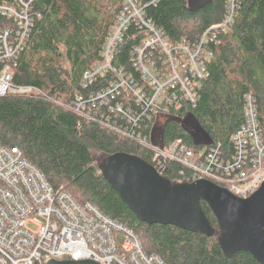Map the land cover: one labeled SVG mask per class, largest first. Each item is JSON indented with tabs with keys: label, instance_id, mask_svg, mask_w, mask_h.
I'll return each instance as SVG.
<instances>
[{
	"label": "trees",
	"instance_id": "obj_1",
	"mask_svg": "<svg viewBox=\"0 0 264 264\" xmlns=\"http://www.w3.org/2000/svg\"><path fill=\"white\" fill-rule=\"evenodd\" d=\"M140 1L154 26L170 40L197 38L210 26L223 22L227 4V0H213L192 13L188 0H160L150 6V0ZM121 7L122 0H35L34 12L39 17L13 69V80L17 85L38 87L43 94L0 97L1 143L18 147L54 188L69 192L80 204H95L131 228L145 251L157 254L166 264H259L249 253H236L232 259L224 254L218 242V221L204 201L202 209L217 231L212 237L139 221L102 175V162L120 152L153 163L151 149L106 127L101 114L89 120L73 109L77 97L87 98L103 84L98 80L85 89L81 80L100 58ZM137 31L132 26L118 47L115 65L120 70L135 73L132 50L138 41ZM214 51L197 106L185 107L178 115L194 117L208 145L220 142L223 151L231 154L232 136L244 122L248 95L257 104L264 129V0H243ZM154 120L137 131L163 144L179 140L198 146L184 126L185 119L168 116L163 128L155 127ZM153 164L174 184L185 181L177 164H169L165 170Z\"/></svg>",
	"mask_w": 264,
	"mask_h": 264
},
{
	"label": "built area",
	"instance_id": "obj_2",
	"mask_svg": "<svg viewBox=\"0 0 264 264\" xmlns=\"http://www.w3.org/2000/svg\"><path fill=\"white\" fill-rule=\"evenodd\" d=\"M159 1L150 0L147 5ZM34 2L0 1V97L43 94L38 87L17 85L13 80V69L39 17ZM242 2L227 0L223 22L197 38L170 40L154 26L140 0H122L100 58L81 80L85 89L98 80L103 84L89 97H77L74 111L89 120L101 114L106 127L151 149L152 162L162 170L177 164L184 182L209 180L241 199L251 197L264 184V129L253 96L246 97L245 119L232 136L231 154L223 151L220 142L197 147L179 140L163 144L137 131L152 119L155 127L168 116L186 119L187 115L178 113L197 106L214 49L233 24ZM132 26L138 30L132 50L135 73L115 65L118 47ZM68 260L166 264L157 254L145 251L131 228L95 204H80L69 192L54 188L18 147H7L0 141V264Z\"/></svg>",
	"mask_w": 264,
	"mask_h": 264
},
{
	"label": "water",
	"instance_id": "obj_3",
	"mask_svg": "<svg viewBox=\"0 0 264 264\" xmlns=\"http://www.w3.org/2000/svg\"><path fill=\"white\" fill-rule=\"evenodd\" d=\"M212 1L188 0V8L196 13ZM183 123L192 126L191 134L197 145H208L200 134L203 128L194 117H187ZM100 169L139 221L150 225H172L212 237L217 231L202 209L201 202L204 201L218 221V242L224 254L232 259L236 253L245 252L259 264H264V184L247 199H241L209 180L174 184L151 163L123 152L107 157ZM49 264L98 263L68 260Z\"/></svg>",
	"mask_w": 264,
	"mask_h": 264
},
{
	"label": "flooded vegetation",
	"instance_id": "obj_4",
	"mask_svg": "<svg viewBox=\"0 0 264 264\" xmlns=\"http://www.w3.org/2000/svg\"><path fill=\"white\" fill-rule=\"evenodd\" d=\"M168 118H164L163 120H161L160 122H159V125H158V128H163L164 126H166V124L168 123ZM184 126H185V128H186V130L188 131V132H193L194 130L192 129V126H190V125H188V124H186V123H184Z\"/></svg>",
	"mask_w": 264,
	"mask_h": 264
},
{
	"label": "bare ground",
	"instance_id": "obj_5",
	"mask_svg": "<svg viewBox=\"0 0 264 264\" xmlns=\"http://www.w3.org/2000/svg\"><path fill=\"white\" fill-rule=\"evenodd\" d=\"M182 121V120H181Z\"/></svg>",
	"mask_w": 264,
	"mask_h": 264
},
{
	"label": "rangeland",
	"instance_id": "obj_6",
	"mask_svg": "<svg viewBox=\"0 0 264 264\" xmlns=\"http://www.w3.org/2000/svg\"><path fill=\"white\" fill-rule=\"evenodd\" d=\"M109 7V6H108Z\"/></svg>",
	"mask_w": 264,
	"mask_h": 264
}]
</instances>
